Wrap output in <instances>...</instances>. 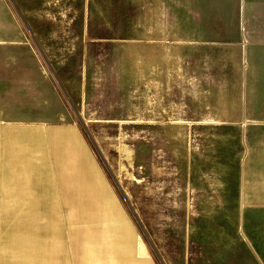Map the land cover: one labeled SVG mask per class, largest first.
I'll return each instance as SVG.
<instances>
[{"label":"rangeland","instance_id":"374dc122","mask_svg":"<svg viewBox=\"0 0 264 264\" xmlns=\"http://www.w3.org/2000/svg\"><path fill=\"white\" fill-rule=\"evenodd\" d=\"M7 1L23 32L0 82V264H264V48L250 64L217 39L241 1ZM244 9L264 25V0Z\"/></svg>","mask_w":264,"mask_h":264},{"label":"crops","instance_id":"0c3cea01","mask_svg":"<svg viewBox=\"0 0 264 264\" xmlns=\"http://www.w3.org/2000/svg\"><path fill=\"white\" fill-rule=\"evenodd\" d=\"M181 1H185V0H181ZM197 1L200 0H187V2L190 3H195ZM241 4H240V24H239V29L238 31L236 30L235 33H237V35H234V37H231L232 39L230 40H221L220 38H217L218 41L220 42H228V43H232L233 44V49L236 48V50H244L245 51V57L246 59H248L247 61L251 64V60L250 57L251 56V52L257 48H264V25H262L261 27L258 28V26H254L252 25V22H249V18H250V11L248 10L247 13L245 14V9H244V3L246 4L247 2L249 3V5L251 6L252 0H240ZM192 14L189 15V18H197L198 13L197 11L192 8L191 9ZM12 10L11 7L8 3L7 0H0V82H4L5 87L7 86V83L9 81L10 78V68H8V65H11L12 63V48H13V35L14 33L19 34L22 33L23 30L21 29V27L16 26L14 27L12 25ZM9 23V24H8ZM193 29H195V27L193 26ZM187 30L185 32L187 33H192V34H196V35H200L201 31L204 30ZM184 32V33H185ZM237 51V52H238ZM32 54V59L35 61V63L37 64L38 69L36 71V75L40 76L41 78H47L46 72L44 70V67H41L40 65V60L37 58V56L35 55V53H31ZM250 56V57H249ZM248 63V64H249ZM4 67H3V66ZM11 67V66H9ZM83 69V66H82ZM58 73L63 77V79L66 80V77L64 76V73L62 71V69L57 68ZM80 74L82 75L84 70H80L79 71ZM9 77V78H8ZM244 82L248 83L251 82V79H253V73H246L244 75ZM11 79V78H10ZM264 81V80H263ZM245 90L248 91L247 88V84L245 87ZM54 136L57 139V145L59 146L58 149H60V146L62 145L61 142H63L64 138L66 139H70V141L74 144H72V154L71 155H75V153L78 155V157L80 158L79 160V164L81 166H84L85 168H87V164H89V162L87 161V154L86 151L84 150V148H82L80 146V143H78L77 138L75 137L74 132L71 129H64V130H56L53 132ZM61 163L63 162H69L67 158H64L63 156L60 158ZM61 167V166H60ZM66 168L64 166L61 167V170L63 172V186L66 187V192L68 193V195H71L73 197V184L74 181L72 179H68V175H65L66 173ZM65 171V172H64ZM65 173V174H64ZM71 199H75V197L71 198ZM18 207L16 208V212L14 213L13 209L10 208V205H3V209L5 210V212L7 213L6 216V220H8L9 222H11V220L14 219V215L13 214H29V215H38L39 214V210L38 209H31L32 205H17ZM67 206H75V205H67ZM40 213H44V208H41ZM79 218L80 219H86L83 216H81L79 213ZM124 249H123V247ZM121 246V249L116 250L115 251V257H117L119 260H125V258L128 259V261L132 262V257H130V247L129 245L123 244ZM122 250H124V252H122ZM128 252V253H127ZM125 254H127V256H125ZM256 257H263L262 254L260 255H256Z\"/></svg>","mask_w":264,"mask_h":264},{"label":"water","instance_id":"95a60500","mask_svg":"<svg viewBox=\"0 0 264 264\" xmlns=\"http://www.w3.org/2000/svg\"><path fill=\"white\" fill-rule=\"evenodd\" d=\"M59 81V80H58ZM60 83V82H59ZM61 85V84H60Z\"/></svg>","mask_w":264,"mask_h":264}]
</instances>
